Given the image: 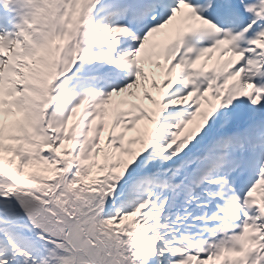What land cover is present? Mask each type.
<instances>
[{
  "label": "snow or ice",
  "instance_id": "snow-or-ice-1",
  "mask_svg": "<svg viewBox=\"0 0 264 264\" xmlns=\"http://www.w3.org/2000/svg\"><path fill=\"white\" fill-rule=\"evenodd\" d=\"M0 8V264H264V0Z\"/></svg>",
  "mask_w": 264,
  "mask_h": 264
}]
</instances>
